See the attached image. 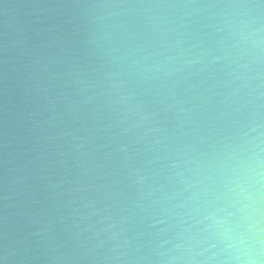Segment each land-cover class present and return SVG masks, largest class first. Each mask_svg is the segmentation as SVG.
Returning <instances> with one entry per match:
<instances>
[{"label":"water","instance_id":"1","mask_svg":"<svg viewBox=\"0 0 264 264\" xmlns=\"http://www.w3.org/2000/svg\"><path fill=\"white\" fill-rule=\"evenodd\" d=\"M0 264H264V0H0Z\"/></svg>","mask_w":264,"mask_h":264}]
</instances>
